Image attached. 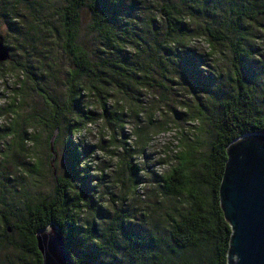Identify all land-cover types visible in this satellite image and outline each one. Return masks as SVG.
<instances>
[{"label":"rangeland","instance_id":"1","mask_svg":"<svg viewBox=\"0 0 264 264\" xmlns=\"http://www.w3.org/2000/svg\"><path fill=\"white\" fill-rule=\"evenodd\" d=\"M122 1L123 6L117 10L120 17L130 21L135 19L140 36L145 38L149 45L147 48L142 45L143 50L138 48L143 52L139 53L142 57H138L137 62L143 61L144 64L148 61L147 65L153 67L155 60L149 59L148 55L155 56L156 52L157 56H162L158 47L163 45L166 38L168 44L179 40L180 42L176 43L177 47H181L182 44L187 47L191 37L202 33L209 37L214 49L220 51L224 63L217 64L209 55L198 54L195 49L189 48L187 60L198 63L199 66L184 63V67H181V64L178 65L177 62L167 66L164 63L165 75H162L158 68L160 64H158L150 69L147 79L139 78L144 83L142 91L139 92L140 101L125 100L130 111L122 114V124L107 123V125L112 131V136L116 137L119 143L126 142L130 149L127 154L131 156L135 164H137L135 154L137 152L145 154L143 170L147 172V175L139 174L134 177L128 170L127 158L120 155L122 167L119 172L113 173L112 176L106 173L98 176L101 188L97 200L103 212L96 210L86 213L80 225L88 227L87 225L93 224L97 227V233L92 236L96 245L112 249L115 245H124L125 236L133 233L146 240L149 247L160 252L170 261V264H182L188 253L175 252V247L170 242L171 226L167 217L177 218L179 213L184 212L187 204L184 197L167 198L162 194L160 180L166 177L169 171L165 170V174L161 176L154 171V168L175 160L176 164L171 166V169L184 163L189 175H196L203 171V161L216 140V133L211 122L220 116L223 101L237 93L239 82L251 95L253 113L258 112L264 116V0H232L233 4L229 5L216 1L215 5H207L208 11L202 12L185 8L190 0H136L138 5L135 4L133 10L127 8L126 0ZM163 4H175L181 17H186L187 11L193 12L194 15L190 16L191 23L184 22V30L188 37H184L183 41L176 35L167 37L169 28L161 20L160 8ZM63 6V0H51L50 10L46 14V23L51 33L47 32L48 29L45 26H42L45 33L31 32L30 26L38 24L34 22L29 12L24 14L25 20L23 19L24 23L20 27L19 37L11 35L4 26L0 27V36L10 48L13 59L1 65V71L6 74L15 71L16 67L30 69V73L24 79L26 86L23 93L8 85L6 79V92H12L14 95L8 97L6 93H1L5 95L3 98L10 99L11 102L0 107V118L5 120V123L0 125V153L3 151L5 154L0 161V184L2 182L5 184L2 196L3 209L0 208V211L5 212L11 222H20L25 219L27 205L33 206L54 195L55 178L66 176L70 168L68 160L71 162L73 157L67 154L69 134L65 124L61 123V130L55 131L52 138L48 140L50 131L39 123L40 120H47V108H45L43 96L63 104L68 87V75L74 70L69 57L59 47L57 38L61 29L60 12ZM243 6L248 9L247 14L250 17L256 18L255 21L246 19L238 22V17L244 13ZM97 9L96 5L89 1L80 11L77 43L87 54L97 74L100 75L103 72L109 74V68H105V64L121 61L122 57L112 52L111 37H105L96 30L92 13ZM153 21L155 28L150 37L147 36L149 33L147 24ZM36 35H40L41 38L37 39ZM32 46H34L33 49ZM134 50L135 48L130 49L126 54L134 55ZM244 51L250 52L248 60L241 56ZM195 67H198V72L194 70ZM191 70L197 74L196 78L193 77ZM78 81L86 93L91 80L82 76ZM34 82L38 85L35 86ZM13 98H15L14 101ZM94 102L87 101V96H84L82 104L87 107V103ZM118 105L122 107L120 103ZM161 105L163 108L160 107ZM11 106L12 110L16 111L17 117L7 112ZM156 109L162 112L163 120L153 118ZM29 115L33 118L26 122L25 119ZM14 117L17 134L23 136V133H26L28 136L24 144V154H19L16 150L20 138L12 134L4 138L6 129L10 128L14 122ZM67 119L73 121L76 117L67 115ZM195 119L200 120L199 126L188 123L189 120ZM129 121L138 126L136 133L141 137V142L146 139L149 130L163 128L168 121L175 123L182 129V151L179 155L171 156L169 160L162 159L150 163L146 150L129 145L127 140L130 134L124 129L121 132L120 126ZM29 127L36 129L34 134L27 131ZM184 129L187 130L184 131ZM27 141H31V145ZM4 145L6 148H3ZM97 147L108 151V140L101 139L99 145L86 146L82 152H79L80 161ZM74 148L77 149V146L74 145ZM96 159L99 160V157ZM15 164H23L28 169L36 166L37 171L26 170L23 174H19ZM137 165L142 170V166ZM103 166L112 167L108 162H105ZM6 176L9 178L8 182H5ZM136 180L140 183L137 187H135ZM141 184L149 187L141 190ZM120 213H126L131 218L128 222H124L125 220L120 218ZM198 257L197 262L204 264L209 257V252L206 248H201ZM0 264H17V259L14 255H9V259L1 258Z\"/></svg>","mask_w":264,"mask_h":264},{"label":"trees","instance_id":"2","mask_svg":"<svg viewBox=\"0 0 264 264\" xmlns=\"http://www.w3.org/2000/svg\"><path fill=\"white\" fill-rule=\"evenodd\" d=\"M89 1H92L98 8L96 11L93 10L94 12L92 13V20L96 30L105 37H111L113 41L110 43L112 52L122 57L121 61L105 64V68H109V74L104 72L100 73V75L97 74L87 54L77 43L80 11ZM126 1L128 2L127 8L131 10L135 8V4L138 5L136 0ZM216 1L227 5L233 4L232 0H190V3L186 4L185 8L199 12L208 11L207 5H215ZM63 2L64 6L60 12L61 29L57 34V38L59 47L69 57L74 70L68 75V87L63 104L55 102L54 99L48 96H43L45 108H47V120H40L39 123L50 131L48 140L52 138L55 131L61 130V123L65 124L69 134L67 154L73 157L71 162L67 159L70 168L66 176L55 178L54 195L33 206L27 205L25 219L20 222H11L6 213L0 211V259H9V255H14L17 259V264H42L41 256L36 246L35 235L37 232L46 229L50 224H53L62 232L65 246L75 264H170V261L160 252L151 249L146 240L133 233H128V236H125L124 245H115L112 249H108L105 246L96 245L97 243L92 237L97 233L95 225H87L88 227L80 225L86 213L96 210L103 212L102 206L97 200L101 185L99 177H94L90 174V168L80 169L78 167L80 154L72 143V133L76 128L80 127L81 121H92L98 119L101 115V113L96 114L85 110L86 106L82 104L84 96H87V101H95L94 103H98L103 108L102 115L106 123L122 124V114L124 113L122 107H118L119 103L110 107L108 99L115 101H140L139 92L142 91L144 83L139 78L147 79L150 69L158 64H160L158 68L162 75H165L164 63L169 66L177 62L178 65L181 64V67H184V63L186 65H199L187 60L188 47L183 44L181 47H177L176 43H179V40L171 42L175 43V48L169 47L171 43H167V38L163 41V45L158 47L162 52V56H157L156 52L155 56H149L146 52L149 59L155 60L153 67L147 65L148 61L147 63L144 62V64L143 61L137 62L138 57H142L139 54L143 52L142 45L146 48L149 45L145 38L140 36L135 19L130 21L127 18L120 17L117 10L123 6L122 0H63ZM50 7L51 0H0V27L4 26L11 35L19 37L20 27L25 20L24 14L29 12L34 22L38 24L30 26L31 32L45 33L46 31L42 28V26H45L48 29L47 32L51 33L50 27L46 23V14ZM242 9L244 13H242L241 17H238V22H243L246 19L256 20L255 17H250L247 14V8L245 9L243 6ZM160 10L161 20L169 28L167 37L176 35L182 41L184 37H188L184 30L185 17L179 16L178 7L175 4H163ZM211 14L213 15V13ZM193 15L192 11H187L186 17ZM154 28V21L147 24V32H149L147 36L151 37ZM198 34L202 33L195 35ZM36 38L39 39L41 36L36 35ZM5 45L7 46V44ZM33 48L34 46H32ZM134 48V55L126 54L130 49ZM138 48L142 50H138ZM191 54L193 55V52ZM241 56L248 60L250 52L244 51ZM134 57L135 60H133ZM148 58L146 59L149 60ZM12 60L11 55L9 62ZM1 65L3 64H0V67ZM22 70L25 78H27L30 69L24 67ZM194 70L198 72V67H195ZM190 72L194 78L197 77V74L193 73L192 70ZM2 75H5V72L0 69V76ZM82 76L91 80L90 85L87 87V95H85V89L78 81ZM34 85L37 86L38 83L34 82ZM25 86L26 81H21L20 87H17L18 91L23 93ZM110 89L112 91H109ZM43 94L45 93L43 92ZM0 97H5V95L0 93ZM14 100L15 98H13ZM251 101L252 98L249 91L239 82L237 93L230 99L223 101L220 116L211 122L212 128L216 133V140L211 145L209 154L203 161V171L196 175H189L190 173L183 163L171 169L169 174L160 180L162 194L165 197H184L187 204L184 212L179 213L177 218L167 217L171 226L170 242L175 247V252L183 251L188 253L182 264H199L197 259L201 248H206L209 252V257L204 264H227L228 262L232 232L220 209L218 191L226 161L225 151L229 143L243 135L252 133L264 135V116L258 112L253 113ZM7 112L12 113V116L17 115L16 111L12 110V106ZM67 115H74L76 119L73 121L72 119H67ZM32 118L33 116L29 115L25 121L27 122ZM63 120L66 121L61 122ZM120 130L123 132L122 125ZM9 134L20 138L16 150L19 154H24V144L28 136L26 133H23V136L17 134L15 117L12 126L6 129L4 138H8ZM108 142L109 145L115 143L124 147L125 151L122 154H112L122 155L127 158L129 172L134 177H137L141 169L131 160V156L127 154L130 149L126 142L122 141L119 143L114 136ZM3 148H6V146L4 145ZM3 157H5V154L2 151L0 153V161L3 160ZM15 165L19 174H23L26 170L30 172L37 171L36 166L28 169L23 164ZM8 181L9 178L6 176L5 182ZM93 181H95V184L92 183ZM72 182L73 184H71ZM139 184L136 180L135 187L139 186ZM3 188H5V184L2 182L0 184L1 209H3ZM119 215L123 221L125 220L124 222H128L131 218L126 213H120Z\"/></svg>","mask_w":264,"mask_h":264},{"label":"water","instance_id":"3","mask_svg":"<svg viewBox=\"0 0 264 264\" xmlns=\"http://www.w3.org/2000/svg\"><path fill=\"white\" fill-rule=\"evenodd\" d=\"M10 60L11 51L0 37V64ZM225 152L218 194L232 232L227 264H239L234 259L237 253L240 264H264V135H243ZM35 240L42 264H75L62 232L53 224L37 232Z\"/></svg>","mask_w":264,"mask_h":264},{"label":"clouds","instance_id":"4","mask_svg":"<svg viewBox=\"0 0 264 264\" xmlns=\"http://www.w3.org/2000/svg\"><path fill=\"white\" fill-rule=\"evenodd\" d=\"M186 23H191L190 17H185ZM169 47L175 48V43H171ZM190 49H195L198 54H207L211 59L217 64H223L224 58L221 56V53L218 49H214L213 43L210 41L209 37L206 34H198L191 37L190 42L187 45ZM227 55V53H225ZM25 78L24 71L22 69H16L15 71L8 72L5 75L0 76V93H6V96L12 97L14 93L6 92L5 89V79L7 80L8 85L13 88L20 87V82ZM109 91H112L111 89ZM87 95V92L85 93ZM11 101L10 99H5L0 97V107L6 106ZM117 101L108 99L109 105H115ZM120 105L124 112H129L130 108L125 104L124 100L119 101ZM163 108V105L160 106ZM86 111L98 112L101 113L98 119L92 121H81L80 127L76 128L72 133V143L77 146V152H82L86 146L99 145L101 139L111 141L112 140V131L108 127L102 113L103 108L99 106L98 103H87ZM154 119L163 120V114L159 109L154 111ZM5 120L0 118V125L4 124ZM189 124L196 126L200 125V120H189ZM138 126L134 122H125L123 124V129L125 132L130 134V138L127 140L129 145L133 147L143 148L146 150V154L150 157V163H154L159 160H169L171 156L179 155L182 151L181 140L183 139L182 129L178 127L175 123L168 121L164 124L163 128H156L149 130L146 134V139L141 142V137L137 135L136 128ZM187 129H184L186 131ZM27 131L30 134H34L36 129L29 127ZM31 145V141H27ZM125 151L124 147L115 143L109 145L108 151L102 150L97 147L92 151L88 156L83 157L78 164L80 169L90 168L91 175L94 177L107 174L112 176L113 173L119 172L122 167V160L120 155H114L112 153H123ZM156 154V155H152ZM99 157V160L96 159ZM136 163L142 166L140 172L141 176L147 175V172L143 170V165L145 164V154L137 152L135 154ZM108 162L112 167H104V163ZM176 164L175 160H170V163H165L163 165H157L154 168V171L163 176L165 170L171 171V166ZM95 184V181L92 182ZM148 185L141 184L140 188L143 190ZM234 259H238L240 264V256L237 253V256Z\"/></svg>","mask_w":264,"mask_h":264},{"label":"bare ground","instance_id":"5","mask_svg":"<svg viewBox=\"0 0 264 264\" xmlns=\"http://www.w3.org/2000/svg\"><path fill=\"white\" fill-rule=\"evenodd\" d=\"M50 231V230H49Z\"/></svg>","mask_w":264,"mask_h":264}]
</instances>
